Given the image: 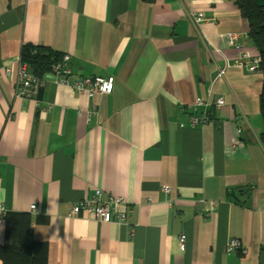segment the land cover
Listing matches in <instances>:
<instances>
[{"label": "crops", "instance_id": "0c3cea01", "mask_svg": "<svg viewBox=\"0 0 264 264\" xmlns=\"http://www.w3.org/2000/svg\"><path fill=\"white\" fill-rule=\"evenodd\" d=\"M248 30L233 0H0V208L30 215L47 264H264L263 75L233 66L226 38L255 49ZM24 45L112 92L49 74L18 95ZM219 96L191 126L196 100ZM96 189L124 198V221L69 216ZM6 227L0 214L1 245Z\"/></svg>", "mask_w": 264, "mask_h": 264}, {"label": "built area", "instance_id": "2783aa9c", "mask_svg": "<svg viewBox=\"0 0 264 264\" xmlns=\"http://www.w3.org/2000/svg\"><path fill=\"white\" fill-rule=\"evenodd\" d=\"M193 17L196 21L200 22L205 18V14L203 12H195L193 13ZM226 38L227 44L234 51L230 59L231 64L236 67L245 68L250 72L258 71L260 62V54L258 51L244 46L236 33H229ZM67 60L68 57L64 56L62 61L53 66L51 75L56 83L68 85L76 91L86 93L90 97H93L97 93L109 94L112 92L114 83L111 77L91 75L71 79V71L65 66ZM226 68L227 67H224L220 70V76L225 73ZM18 73V95L32 97L35 92L44 85V80L42 81L35 77V75L29 71L26 63L21 62ZM224 103L225 100L222 96L216 98L214 102H207L202 98H198L195 105L192 106L194 114L190 118L191 126L203 125L211 121L212 113H210L208 108L210 106L219 107L224 105ZM199 107H204L203 111L200 110V113L197 112ZM162 190L165 193H170L171 187L164 185ZM125 202L126 201L121 196L109 195L107 198H103L101 189H96L91 198H83L73 203L70 207L69 216L74 217L85 213L93 215L102 222H111L116 219L124 221L127 218V211L124 208ZM31 208L34 209L35 205H32ZM0 214L2 217H6V212L3 208H0ZM179 244L182 249L185 248V234L179 236ZM239 248H241V243L237 239H231L226 245V250L228 251L238 250Z\"/></svg>", "mask_w": 264, "mask_h": 264}, {"label": "trees", "instance_id": "16d2710c", "mask_svg": "<svg viewBox=\"0 0 264 264\" xmlns=\"http://www.w3.org/2000/svg\"><path fill=\"white\" fill-rule=\"evenodd\" d=\"M248 22V36L260 54L258 71L263 75L260 93L262 117L261 141L264 144V0H233ZM21 62L42 81L53 72V66L63 60L58 51L49 47L24 45ZM232 195V194H230ZM6 243L0 244L2 264H47L48 246L32 237L31 217L28 213H6Z\"/></svg>", "mask_w": 264, "mask_h": 264}, {"label": "water", "instance_id": "95a60500", "mask_svg": "<svg viewBox=\"0 0 264 264\" xmlns=\"http://www.w3.org/2000/svg\"><path fill=\"white\" fill-rule=\"evenodd\" d=\"M50 77H51V78H53V76H52V75H51Z\"/></svg>", "mask_w": 264, "mask_h": 264}]
</instances>
